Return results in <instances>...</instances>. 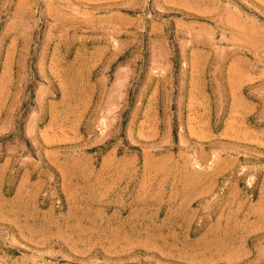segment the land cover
I'll list each match as a JSON object with an SVG mask.
<instances>
[{
  "label": "rangeland",
  "instance_id": "374dc122",
  "mask_svg": "<svg viewBox=\"0 0 264 264\" xmlns=\"http://www.w3.org/2000/svg\"><path fill=\"white\" fill-rule=\"evenodd\" d=\"M0 264H264V0H0Z\"/></svg>",
  "mask_w": 264,
  "mask_h": 264
}]
</instances>
